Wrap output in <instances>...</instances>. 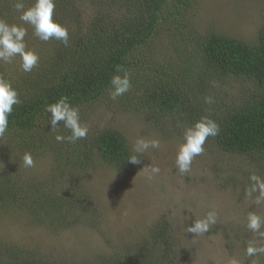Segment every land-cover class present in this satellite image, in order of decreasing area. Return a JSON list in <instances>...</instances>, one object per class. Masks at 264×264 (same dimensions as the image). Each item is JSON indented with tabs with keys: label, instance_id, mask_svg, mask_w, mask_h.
I'll return each instance as SVG.
<instances>
[{
	"label": "trees",
	"instance_id": "1",
	"mask_svg": "<svg viewBox=\"0 0 264 264\" xmlns=\"http://www.w3.org/2000/svg\"><path fill=\"white\" fill-rule=\"evenodd\" d=\"M23 2L28 7L33 0ZM14 3L0 0V18L23 23ZM187 8L188 0H55L53 18L67 27L69 46L50 39L37 67L7 78L22 103L13 106L0 146L1 213L13 208L9 211L24 213L39 226L71 227L90 220L91 212L97 215L89 202L91 188L83 179L93 165L92 156L112 167H128L131 152L116 129L92 136L89 132L74 144L55 140L60 130L50 131L45 107L61 96L82 113L93 114L101 104L107 117L140 111L155 124L164 118L179 134L180 124L188 127L208 116L220 132L207 141L220 151L253 159L264 156V24L252 43L212 30L202 35L184 18ZM166 36L182 38L168 58L160 46ZM117 66L130 73L131 88L113 101L111 78L122 75ZM234 87L242 95L230 97ZM208 96L212 104L205 103ZM62 135H70L69 130L64 128ZM25 152L35 162L49 155L46 176L37 177L19 163ZM164 222L151 228L153 251L103 254L94 264H179L178 244ZM14 248L8 246V257L0 258V264H51L34 254L24 257Z\"/></svg>",
	"mask_w": 264,
	"mask_h": 264
},
{
	"label": "rangeland",
	"instance_id": "2",
	"mask_svg": "<svg viewBox=\"0 0 264 264\" xmlns=\"http://www.w3.org/2000/svg\"><path fill=\"white\" fill-rule=\"evenodd\" d=\"M184 18L194 23L202 35L212 30L252 43L264 24V0H188ZM23 26L28 32L25 37L28 48L39 56L47 53V42L35 37L31 26ZM181 41L182 38L167 36L162 42L158 41L161 54L165 53L168 58ZM16 71L22 72L19 57L11 63L0 62V74L6 78H11L13 72L17 74ZM235 87L229 92L230 97L242 95V92L235 91ZM80 113L91 136L111 128L123 135L130 152L141 137L158 139L160 147L143 153L140 165L128 162L125 170L92 156L93 165L83 174L86 188H91L92 200L89 202L97 212V215L89 213L90 220L83 219L71 227L58 229L54 225L44 227L30 223L24 213L9 211L13 208L0 212V258L8 257L9 245L24 253V257L34 254L40 262L51 264H94L103 254L124 256L136 251H153L151 228L164 220L179 245H175L182 259L179 264H229L233 257L239 259L240 264H253V261L264 264V253L252 257L245 252L250 240L264 247V235L253 233L246 227L249 212L264 217V204L254 203L256 194L253 197L245 195L250 174L264 177V156L253 159L249 155L222 152L207 141L211 139L209 137L204 152L195 157L191 171L181 174L175 165V156L183 142L185 126L179 125V131H182L179 134L164 118L155 124L140 111L119 113L112 115L113 118L109 114L107 117L101 104H96L93 114ZM58 129V134H63V126ZM1 142L2 138L0 146ZM49 158L47 154L42 155L30 171L40 178L46 176ZM19 163L22 164V157ZM149 164L160 168L159 174L152 179L141 170ZM18 167L22 170V166ZM212 208L218 215L209 232L201 236L186 232L187 225L194 219L203 218ZM261 232L264 233V228Z\"/></svg>",
	"mask_w": 264,
	"mask_h": 264
},
{
	"label": "clouds",
	"instance_id": "3",
	"mask_svg": "<svg viewBox=\"0 0 264 264\" xmlns=\"http://www.w3.org/2000/svg\"><path fill=\"white\" fill-rule=\"evenodd\" d=\"M14 9L19 14L18 19L22 24L9 23L0 18V62L11 63L16 57L20 58V69L25 73H30L38 66L40 57L33 50L28 48L25 37L28 32L23 24L31 26L33 35L41 41L47 42L55 39L61 42L65 47L69 46V32L66 26L54 20L55 0H33V3L25 7L23 0H15ZM117 73L113 75L110 81L111 88L109 97L115 101L123 96L131 88L130 73L122 66H117ZM211 96L205 97L206 104H212ZM18 91L13 87L11 81L5 76L0 75V138H3L8 131L9 116L13 112V106L21 104ZM45 112L50 113L47 124L50 125V131L57 130L61 123L68 129L70 135L64 136L56 134L57 142L74 144L79 140L85 139L89 133L87 124L82 123L79 108L69 102L67 96H61L56 102L46 105ZM220 132V126L210 117L202 116L191 126L185 127L175 156V165L181 174L191 171L192 163L195 157L204 152L205 141L209 137H215ZM160 141L158 139L138 138L133 145L131 154L127 158L133 165L142 163L141 157L148 149H158ZM22 164L25 168L35 167V161L32 154L25 152L22 156ZM147 173L148 179L159 174L160 168L155 165H145L141 169ZM249 187L245 190L247 197H254L256 205L264 204V177L255 173L249 175ZM217 211L215 208L206 212L203 218L194 219L186 226V232L201 236L210 231L212 225L217 221ZM246 227L253 233L264 235L261 229L264 228V217L256 212H249L246 216ZM247 256L255 257L264 253V247L257 246V241L247 242L245 249ZM229 264H240L239 259L233 257ZM253 264H256L253 261Z\"/></svg>",
	"mask_w": 264,
	"mask_h": 264
}]
</instances>
